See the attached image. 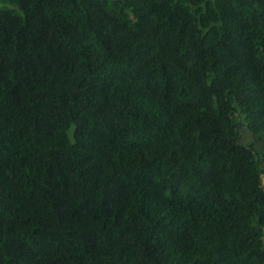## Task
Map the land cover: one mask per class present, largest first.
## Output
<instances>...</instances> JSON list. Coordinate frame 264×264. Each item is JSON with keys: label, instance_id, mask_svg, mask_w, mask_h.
I'll return each mask as SVG.
<instances>
[{"label": "trees", "instance_id": "1", "mask_svg": "<svg viewBox=\"0 0 264 264\" xmlns=\"http://www.w3.org/2000/svg\"><path fill=\"white\" fill-rule=\"evenodd\" d=\"M260 141L264 0H0V264H264Z\"/></svg>", "mask_w": 264, "mask_h": 264}, {"label": "rangeland", "instance_id": "2", "mask_svg": "<svg viewBox=\"0 0 264 264\" xmlns=\"http://www.w3.org/2000/svg\"><path fill=\"white\" fill-rule=\"evenodd\" d=\"M241 135L243 140L251 139L253 138V134L250 132V130L247 128L245 124L241 126ZM260 146H264L263 141L259 142ZM263 180H264V174H263Z\"/></svg>", "mask_w": 264, "mask_h": 264}]
</instances>
